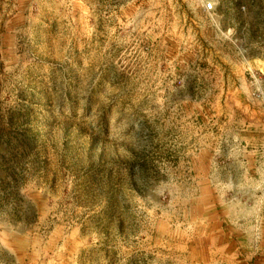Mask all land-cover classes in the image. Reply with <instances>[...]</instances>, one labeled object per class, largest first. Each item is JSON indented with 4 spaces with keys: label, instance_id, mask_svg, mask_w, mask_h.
Wrapping results in <instances>:
<instances>
[{
    "label": "rangeland",
    "instance_id": "1",
    "mask_svg": "<svg viewBox=\"0 0 264 264\" xmlns=\"http://www.w3.org/2000/svg\"><path fill=\"white\" fill-rule=\"evenodd\" d=\"M0 264H264V0H0Z\"/></svg>",
    "mask_w": 264,
    "mask_h": 264
},
{
    "label": "built area",
    "instance_id": "2",
    "mask_svg": "<svg viewBox=\"0 0 264 264\" xmlns=\"http://www.w3.org/2000/svg\"><path fill=\"white\" fill-rule=\"evenodd\" d=\"M204 10L207 13H212L215 11V4L213 2H208L204 4Z\"/></svg>",
    "mask_w": 264,
    "mask_h": 264
},
{
    "label": "crops",
    "instance_id": "3",
    "mask_svg": "<svg viewBox=\"0 0 264 264\" xmlns=\"http://www.w3.org/2000/svg\"><path fill=\"white\" fill-rule=\"evenodd\" d=\"M142 2H143V0H142Z\"/></svg>",
    "mask_w": 264,
    "mask_h": 264
}]
</instances>
